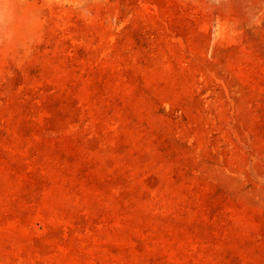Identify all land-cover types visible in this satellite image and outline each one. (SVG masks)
Segmentation results:
<instances>
[{"label":"rangeland","instance_id":"1","mask_svg":"<svg viewBox=\"0 0 264 264\" xmlns=\"http://www.w3.org/2000/svg\"><path fill=\"white\" fill-rule=\"evenodd\" d=\"M0 264H264V0H0Z\"/></svg>","mask_w":264,"mask_h":264}]
</instances>
